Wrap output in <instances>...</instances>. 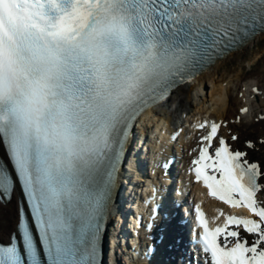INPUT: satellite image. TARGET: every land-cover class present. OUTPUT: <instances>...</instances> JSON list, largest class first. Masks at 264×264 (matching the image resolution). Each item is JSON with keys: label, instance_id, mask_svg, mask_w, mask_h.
<instances>
[{"label": "snow or ice", "instance_id": "snow-or-ice-1", "mask_svg": "<svg viewBox=\"0 0 264 264\" xmlns=\"http://www.w3.org/2000/svg\"><path fill=\"white\" fill-rule=\"evenodd\" d=\"M261 34L264 0H0V264H105L137 120ZM195 127L194 182L247 216L196 205L186 264H264V135Z\"/></svg>", "mask_w": 264, "mask_h": 264}, {"label": "bare ground", "instance_id": "bare-ground-1", "mask_svg": "<svg viewBox=\"0 0 264 264\" xmlns=\"http://www.w3.org/2000/svg\"><path fill=\"white\" fill-rule=\"evenodd\" d=\"M264 36V34H263ZM257 37V36H256ZM253 41V40H252ZM231 54H229L227 57H229ZM222 61H218L215 66L213 67L214 69L217 68ZM206 73V74H205ZM211 73L204 72L201 75L195 77L193 81L190 83L187 88V91L189 92L190 90L194 91L195 93L192 94L194 97L197 95L198 89H196L198 86L201 88L203 85H205L204 81L205 79H209L211 83H207V88L210 89L209 91V96L205 98L204 101H199L198 105L201 107V111H197L198 113L196 114V109L194 110V113L187 114L190 116L189 118L193 119L196 117L198 119L197 115H207V113L210 109L211 114L209 115L210 118L215 119L216 121H221L226 124V128L224 131H233L236 133L240 139L242 138H250L252 137L254 142L257 141L258 137L261 135H264V124L259 123L256 121V117L260 115H264V97L260 98H254L253 95L251 94V87L253 86H258L259 89H261L263 84L259 81V78L253 79V80H243L241 79L240 76L235 75L234 79H227L223 74H218L215 75V77H211ZM215 79H220V81H215ZM260 84V85H259ZM236 93V94H234ZM190 94L188 93L185 95V97H180L177 101H172L171 104L168 106L167 109L163 110H157V114L161 116L162 114L168 115V119L172 118L178 110H181V114H183L186 110L189 113L190 109ZM192 97V98H193ZM196 100V98H195ZM252 100V101H251ZM251 101V103H250ZM242 107H248L250 111L243 116H241L240 113H238V109L240 110ZM258 108L259 110L254 111L255 108ZM180 114V115H181ZM238 114V117H240V122H235V116ZM151 118H154L152 115L144 114L141 118V121L144 125L148 127V129H154L157 127H161V122H156V124L151 122ZM167 119V120H168ZM196 119L192 120L195 121ZM177 123V122H175ZM153 125V126H151ZM166 126L165 128H167ZM189 135V134H187ZM186 135L182 134L179 137V141L182 146L189 141L190 139L185 137ZM240 141V140H239ZM238 144V143H236ZM137 145V144H136ZM195 143L191 140L189 143V148L188 150H192L193 146ZM256 151H249V156L253 158L254 160H259L261 162H264V149H259ZM152 151V150H151ZM168 155H165V157ZM152 264V263H151Z\"/></svg>", "mask_w": 264, "mask_h": 264}, {"label": "rangeland", "instance_id": "rangeland-1", "mask_svg": "<svg viewBox=\"0 0 264 264\" xmlns=\"http://www.w3.org/2000/svg\"><path fill=\"white\" fill-rule=\"evenodd\" d=\"M211 77L215 75L223 74L227 79H234L235 75H238L243 80H253L259 78V81L264 86V36L263 34L255 37L253 41L247 46L242 53H233L227 59L223 60L216 69H212ZM215 81H220V79H215ZM204 83H211L209 79H205ZM205 86V85H203ZM196 88L198 89L197 95L194 97L192 94L195 90L183 89L172 95L173 101L178 100L180 97H185L188 93L190 96V105H196L199 101H205V98L209 96L210 89L208 88ZM193 97V98H192ZM196 98V100H195Z\"/></svg>", "mask_w": 264, "mask_h": 264}]
</instances>
